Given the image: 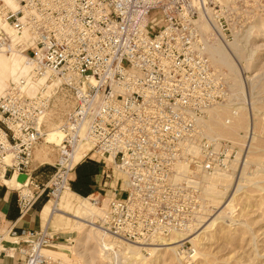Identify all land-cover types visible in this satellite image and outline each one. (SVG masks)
<instances>
[{
	"label": "built area",
	"instance_id": "1",
	"mask_svg": "<svg viewBox=\"0 0 264 264\" xmlns=\"http://www.w3.org/2000/svg\"><path fill=\"white\" fill-rule=\"evenodd\" d=\"M214 5L215 0H0V51L15 48L29 63L28 74L10 78L0 94V170L24 174L14 187L18 215L46 188L45 194L60 188L61 177L66 183L73 152L86 140L107 162L102 176L119 179L117 187L109 184L101 227L141 244L142 251L175 238L176 256L195 259L193 236L209 215L203 178L234 175L247 139V133L237 141L204 126L209 106L234 105L240 98L211 64L199 27L203 18L230 37ZM43 73L46 80L37 83ZM53 77L71 105L58 124L55 169L38 183L31 163L44 134L42 119L53 92L47 82ZM57 236L47 226L0 230V257L17 264L59 263L41 253Z\"/></svg>",
	"mask_w": 264,
	"mask_h": 264
},
{
	"label": "rangeland",
	"instance_id": "2",
	"mask_svg": "<svg viewBox=\"0 0 264 264\" xmlns=\"http://www.w3.org/2000/svg\"><path fill=\"white\" fill-rule=\"evenodd\" d=\"M217 5L221 8V13L228 23L229 40L231 41L226 43V46L232 51L231 59L233 61L230 59L232 65L229 67V64L222 62V59L217 61L219 59L218 54H213V62L211 58L210 62L216 69L224 73L228 81L233 84L232 86L235 88L237 95L240 94V98L233 102L234 105L217 106L218 116H220L217 120L220 122H216L215 128L221 133L219 136L229 137L237 141L243 137V134L247 133V139L242 148L241 162L234 175L232 172L211 174L209 182L214 186L216 185V188H221L226 195L224 197L219 192L214 194L213 201L207 202L209 215L196 230V234L194 233L197 236L195 237L196 258L190 262H184L172 251L165 250L164 245H149L146 247L147 251L140 249L139 253L145 259L142 264H264V0H215L213 7H217ZM202 32L206 36V32L204 30ZM10 52L20 55L15 48ZM18 72H22V75L27 73L26 62L21 63L12 71L6 65H0V94L6 88L10 78L13 80L19 75ZM56 80L57 78L54 77L48 79V81L54 82H52V87L50 88V85L48 88L50 92L53 91V94L51 93L49 106L42 119V128L45 132L58 126L62 121L64 112L71 105L68 92L64 91V88H59ZM39 82L41 81L37 83ZM236 102L239 103L235 104ZM238 106H242L244 109H237L234 114L230 113L231 108L236 109ZM237 111L241 115H235ZM250 116L252 117L250 118ZM222 120L223 122H221ZM248 120L256 123L257 127L253 131L251 129V131L249 129L247 131V128H245L249 122ZM222 126H224L223 129ZM253 133H256L255 136H253ZM43 135L33 149L31 166L43 162L42 164L46 165L50 177L55 169L53 161L56 156V145L48 142L46 133L44 139ZM77 153L78 156H75V162L81 157L91 156L99 164V173L102 174L104 165L107 162L102 160L101 155L87 149L84 156H79L78 150L76 155ZM51 162L52 164H50ZM49 167L53 168L50 169ZM3 171L9 173L6 169L0 172ZM70 171L66 174V184L72 190L73 188L69 183ZM30 173L33 178V171ZM116 176L118 175L113 174L112 178L101 176L99 187H95V192L91 191L83 195L77 193L67 195L68 192H64L62 201L72 206L69 211L71 215L68 214L64 216L65 218L59 217L61 218L60 221L55 220V218L50 219V221L49 219L42 220L43 224L41 226H47L51 234L58 232L59 236L56 239L53 238L50 243L62 244L61 248L48 245L47 251L45 250L46 253L51 252L60 256L52 258L60 262L56 264H130L131 261L121 252L122 247L117 245L115 247L114 245L112 249H107L108 251L101 250L100 242L102 239L93 233L92 227L84 225L77 228L76 226L80 224V221L73 218V215H79L82 211L88 214L92 211L95 215L92 219L99 220L101 212L98 208L104 204L106 197L111 193L109 184L115 187L119 185V179L116 181ZM104 179L105 183L103 184ZM15 186H18L17 183H15ZM47 190L48 188L44 192ZM55 190L52 194L43 195L38 208L39 212L45 202L54 203V200L50 198L54 197ZM202 196L206 198L203 189ZM229 197H233L232 202L235 210L231 213H226L224 209H220L223 208L219 207L220 204L218 208L217 204H214L215 200H228ZM210 206H213V209H210ZM221 210H224L223 212L226 214H224L225 216L222 215L224 218L221 217L222 220H219V223L212 225V229H209L208 225L205 226V229H207L202 233L201 230L204 229L206 222L208 223ZM198 238H200L199 241ZM197 242L201 243L198 244ZM118 243L121 246L127 245L123 241H118ZM152 247H162L163 249H159L156 255L152 256V253H149V248ZM56 250L61 252H56Z\"/></svg>",
	"mask_w": 264,
	"mask_h": 264
},
{
	"label": "bare ground",
	"instance_id": "3",
	"mask_svg": "<svg viewBox=\"0 0 264 264\" xmlns=\"http://www.w3.org/2000/svg\"><path fill=\"white\" fill-rule=\"evenodd\" d=\"M199 27L201 28V30L203 29L205 32H206V36L208 38H206V47H207V52H208V56L209 58H211V61H212V56L213 54H218L219 55V59H217V61H219L220 59H222V62H225V63H228L229 64V67H231L232 65V62H230V59L232 58V51L231 49L226 46L228 42H230L231 40H229V38H225L222 34V32H220V34L216 33L215 30L213 29V27L211 26V24L209 23V21L201 18L200 21H199ZM5 29L6 31L11 34V31L12 29L10 27H6L5 26ZM202 30V31H203ZM25 33V32H24ZM213 35V36H212ZM205 36V37H206ZM14 38V37H13ZM234 40V39H233ZM232 40V41H233ZM221 41V42H220ZM233 50V49H232ZM4 53V54H3ZM6 54V55H5ZM227 57H229L227 59ZM231 61H233L231 59ZM23 62H26V65H27V73L25 74V76L28 74V68H29V63L28 61H25L22 57V55H16L14 54L13 52H1L0 51V65H6L8 69H11V71L18 67V65H20L21 63ZM213 62V61H212ZM234 64V63H233ZM227 65V64H226ZM235 69V68H234ZM18 74H21L22 75V72H18ZM38 81H41L43 82L45 79V74H41V76H39L37 78ZM37 81V82H38ZM231 83V82H230ZM54 84V83H53ZM232 84V83H231ZM51 85V86H50ZM56 85V84H54ZM233 85V84H232ZM50 88L52 87V82L51 83H48L47 82V88ZM235 89V88H234ZM34 90V84H31L30 87H29V92H32ZM52 90V89H51ZM53 94V93H52ZM239 102H236L235 104H238ZM241 103V102H240ZM225 104H231L230 102H224V103H217V104H213L211 106H209L207 108V112H206V118L204 119V126L205 128L207 129V131H209L210 133L212 134H218L220 135L221 133L219 131L216 130L215 126H216V122L219 121L217 120V118L219 119L220 116H218V109H217V106H224ZM246 104V103H245ZM241 107H237L235 110L237 109H241ZM251 108V107H250ZM220 109V108H219ZM244 108H242L243 110ZM241 110V111H242ZM246 111V110H245ZM221 113V111H219ZM235 113V112H234ZM232 113V114H234ZM228 114V113H227ZM239 115V111L236 112L235 115ZM230 115V114H229ZM241 115V114H240ZM254 115V114H253ZM248 117V116H247ZM252 116H250L251 118ZM224 118V117H223ZM241 118V117H240ZM249 118V117H248ZM221 120V119H220ZM230 120V119H229ZM253 120V119H252ZM249 121V120H248ZM220 122V121H219ZM223 122V120L221 121ZM230 122V121H228ZM250 122V121H249ZM245 126V128H247L246 130L248 131V129L250 130H254L256 129V123H252L250 122ZM225 123V122H224ZM231 123V122H230ZM225 125V124H223ZM226 126V125H225ZM248 126H250L248 128ZM224 126H222V129H223ZM259 128V126H258ZM250 130V131H251ZM260 130V129H259ZM258 130V131H259ZM256 132V131H255ZM46 133V136H47V140L49 143H52L54 145L58 144L60 139H61V131L59 130L58 126L52 128L51 130H49L48 132H45L44 131V135ZM250 133V132H249ZM251 134V133H250ZM256 133H253V136H255ZM44 135H43V139H44ZM257 136V135H256ZM254 139V138H253ZM250 140H252L250 138ZM253 145V144H252ZM36 147V146H35ZM86 149L87 150H90V144L86 141V140H82L81 142H79V144L76 146L74 152H73V155H72V163L71 165L73 166L76 162H75V156H78V153L76 155V151L78 150L79 152V156H83L84 153L86 152ZM34 154V153H33ZM253 156V155H252ZM3 170V169H1ZM0 170V171H1ZM215 174V173H214ZM219 175V174H218ZM222 175V174H221ZM224 175V174H223ZM222 175V176H223ZM225 176V175H224ZM215 177V176H214ZM211 178V174L208 175V176H204L203 178V185H202V189L203 191L206 193V203L207 202H210V201H213V196L214 194H218L219 192H221V194L224 196L226 195L225 192L223 191L222 192V189L220 190L219 188H216V185H212V183L209 182ZM0 179L4 180V181H8L9 183H16V174L14 172V174H9L7 173L6 171L4 172H0ZM58 182H60V188L57 187L56 190H55V195L53 198H50V199H53L54 200V203L53 204H49V203H45V205L43 206V209L41 211V219L42 220H48L50 221V219L52 220V218H55V220H61V218H65L64 216H67L68 214L71 215V212H69L71 209H72V206L69 205V203H63L62 201V197L64 196V192H68L67 195L69 193H72L74 194V192L71 191V189L68 187V185L66 183H63V178L61 177V180H59ZM19 185L21 183V180L20 182H18ZM214 184V183H213ZM18 185V186H19ZM207 186V187H205ZM227 190V189H226ZM235 191H237L235 189ZM233 192V190H232ZM63 194V195H62ZM233 194V193H231ZM230 194V195H231ZM204 195V194H203ZM222 196V197H223ZM225 197V196H224ZM88 198V197H87ZM230 198V197H229ZM49 199V200H50ZM57 199V200H56ZM61 199V200H60ZM233 197H231L230 199L228 200H215L214 201V204H217V208H218V205L220 204L219 207H223V208H220V209H224V210H221V211H218L219 213H217L216 216L212 217V219L206 224L204 225V229L201 230V232H205L206 229H205V226L208 225V228L209 229H212V225H215L219 220H222V218H224L222 215H224L226 213H231L233 210H234V204H233ZM48 201V200H47ZM62 201V202H61ZM95 207V206H94ZM65 208V209H64ZM96 208V207H95ZM100 210V212L102 213V209L101 207L98 208ZM80 211V210H79ZM78 211V212H79ZM224 211V212H223ZM235 211V210H234ZM75 212V211H74ZM209 212V211H208ZM216 213V212H215ZM73 215V214H72ZM211 215V214H210ZM226 215V214H225ZM224 215V216H225ZM61 217V218H59ZM95 215L92 211H90V213H86L84 211H82L79 215H73V218H75L76 220L78 219L80 222V224H78V226H76L77 228H81L82 226L86 225V226H91V230L93 231V233H95V235H98L102 240L100 242V246H101V250H105V251H108L107 249H112L115 245L117 246H120L122 247L123 250H121V252L124 254V256L129 260L131 261L130 264H142L144 262V256H142L139 252H140V249L143 247V246H140L141 244L138 245V243H134V242H130V241H124L120 238H117L111 234H109L107 231H105L102 227H101V224H100V221L98 219H92L94 218ZM222 217V218H221ZM209 219V218H208ZM231 219V218H230ZM219 223V222H218ZM202 225V224H201ZM248 227V226H247ZM208 231V230H207ZM199 232V231H198ZM196 234V233H195ZM194 234L193 238L197 237L196 235ZM204 239V237H203ZM176 239L175 238H169V239H165L164 241H162L161 243H164V244H160V245H156V246H163V248H165V250H168V251H172V253H174L175 255V250H174V247H175V241ZM198 241L200 240V238L197 239ZM118 241H123L125 243H127L126 246H121V244L118 243ZM194 243H196V240H194ZM198 244L201 243V242H197ZM50 245L51 246V243L47 244V245H44L42 248H41V253L45 256V250L47 248V246ZM166 245V246H165ZM146 248V247H145ZM162 247L161 248H155V247H152V248H149V253L152 255V256H155L156 253L158 252L159 249H163ZM139 250V251H138ZM203 254V252H202ZM196 258V256H195ZM126 259V260H127ZM58 262V261H57ZM60 263V262H59ZM62 264V263H61Z\"/></svg>",
	"mask_w": 264,
	"mask_h": 264
},
{
	"label": "crops",
	"instance_id": "4",
	"mask_svg": "<svg viewBox=\"0 0 264 264\" xmlns=\"http://www.w3.org/2000/svg\"><path fill=\"white\" fill-rule=\"evenodd\" d=\"M42 163L43 162H39L32 167L34 175L33 179L38 183L47 182L49 178V171L48 169H46V165ZM50 164H52V162ZM99 167V164H97V162L91 156H88L87 158L81 157L73 165L69 174V183L71 188H73L71 191L74 192V194L77 193L82 195L88 194L91 191L95 192V187H99L102 176L101 172L99 173ZM49 168L52 169L53 167ZM15 174L17 177L16 183L17 185H19L18 182H20V180L24 178V174L22 172H15ZM14 187H16L15 183L12 184L8 181L6 182L0 179V230H5L11 227L16 232H19L22 228L26 229L40 227L41 224H43V221L41 219V211L46 202L43 204L40 212L38 211V208L40 206L43 195H45V192H42L40 194V196L32 203L30 208L25 213H23L22 215H18L16 207V191ZM51 245L59 248H61L62 246V244L57 243H51ZM56 252L61 251L56 250ZM47 253L45 254V256L49 258L60 257L55 253ZM12 261L13 263L17 264L14 259L12 260L6 256L0 257V264H12Z\"/></svg>",
	"mask_w": 264,
	"mask_h": 264
}]
</instances>
